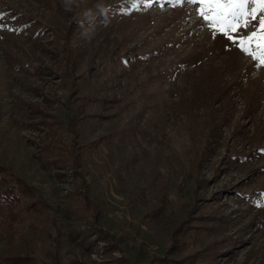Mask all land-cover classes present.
Masks as SVG:
<instances>
[{
	"label": "rangeland",
	"instance_id": "1",
	"mask_svg": "<svg viewBox=\"0 0 264 264\" xmlns=\"http://www.w3.org/2000/svg\"><path fill=\"white\" fill-rule=\"evenodd\" d=\"M196 13L0 0V196L17 178L44 202L13 227L0 203V264H101L97 230L129 264H264V67Z\"/></svg>",
	"mask_w": 264,
	"mask_h": 264
},
{
	"label": "snow or ice",
	"instance_id": "2",
	"mask_svg": "<svg viewBox=\"0 0 264 264\" xmlns=\"http://www.w3.org/2000/svg\"><path fill=\"white\" fill-rule=\"evenodd\" d=\"M197 6V15L214 36L235 45L244 55L264 67V0H175ZM247 35L242 30L253 28ZM257 206L264 207V200Z\"/></svg>",
	"mask_w": 264,
	"mask_h": 264
},
{
	"label": "trees",
	"instance_id": "3",
	"mask_svg": "<svg viewBox=\"0 0 264 264\" xmlns=\"http://www.w3.org/2000/svg\"><path fill=\"white\" fill-rule=\"evenodd\" d=\"M29 197L33 199L35 198L32 193V188H30V186H28L21 179L17 180V178H16V182L9 185L8 188L4 191V193H2V195L0 196V203H2V206L5 207L6 210H9L13 214V216L9 214L7 216L8 220H6V222H9V225H8L9 227L14 226L15 223L13 222V219L14 221H18L19 215L21 213L42 211L41 209H42V206H44V202L38 199H34L30 203H28ZM38 204L39 206H36ZM188 226L189 225L187 224V225L181 226L178 229V232L175 233L174 235V240L176 242H179L178 236L180 233L182 235L189 234L187 233ZM97 234L99 238H104L105 240H107V245L106 247H104V252L105 254L108 255V258L105 259V261H102L103 263L101 264H129L123 256L117 257V258L112 256V252L115 249H118L119 246L117 245V243H115L112 240V236L108 232L104 230H97ZM93 244H94V241H91V237H88V235H85L78 241L77 246H78V249L91 251L90 246H92ZM179 244L180 243H177V245L174 248H178ZM4 260H6L9 264H30V263L32 264V262H34L33 258L30 256H25V257L17 256L15 258H9V259L5 258ZM176 261L177 260L171 258L170 255H164L160 257H155L151 263L153 264H173ZM179 263L185 264L184 261H179ZM56 264H75V262L72 260L66 261L61 258L56 261ZM83 264H89V263L85 262Z\"/></svg>",
	"mask_w": 264,
	"mask_h": 264
},
{
	"label": "clouds",
	"instance_id": "4",
	"mask_svg": "<svg viewBox=\"0 0 264 264\" xmlns=\"http://www.w3.org/2000/svg\"><path fill=\"white\" fill-rule=\"evenodd\" d=\"M63 3L65 5V7L67 8V5L69 3V0H63ZM94 35V30L90 29V28H85L82 33H81V37L85 40H90L92 38V36Z\"/></svg>",
	"mask_w": 264,
	"mask_h": 264
}]
</instances>
